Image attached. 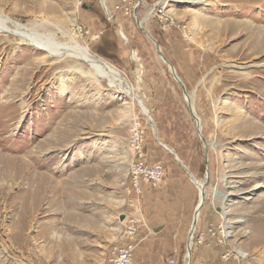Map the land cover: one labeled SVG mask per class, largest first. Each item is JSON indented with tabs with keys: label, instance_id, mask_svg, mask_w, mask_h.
I'll list each match as a JSON object with an SVG mask.
<instances>
[{
	"label": "rangeland",
	"instance_id": "1",
	"mask_svg": "<svg viewBox=\"0 0 264 264\" xmlns=\"http://www.w3.org/2000/svg\"><path fill=\"white\" fill-rule=\"evenodd\" d=\"M157 1L136 13L139 0H0L25 36L0 26V264H111L134 210L136 122L144 159L165 169L136 212L166 222L164 205L186 199L191 224L192 176L208 177L192 264H264V0H176L167 27L152 14ZM36 39L89 48L148 115L122 88L72 69L88 64L50 56Z\"/></svg>",
	"mask_w": 264,
	"mask_h": 264
},
{
	"label": "built area",
	"instance_id": "2",
	"mask_svg": "<svg viewBox=\"0 0 264 264\" xmlns=\"http://www.w3.org/2000/svg\"><path fill=\"white\" fill-rule=\"evenodd\" d=\"M125 1L127 2L128 0ZM175 1L176 0H158L153 6V16H156L164 27L175 24V20L168 14L170 10L169 7L173 5ZM141 5L142 0H139L134 6V11ZM117 8L119 9L120 7L117 6ZM126 11H129V7H126ZM134 130L137 142L136 150L138 152L130 168L135 195V198L130 200V205L134 210L127 214L121 228L119 241H117L109 253V263L111 264H134L136 246L131 242L136 239L141 227L149 229L144 214L138 213L135 210L139 206V200H137V198H140L142 194H144V184L158 185L163 181L165 176V169L161 163L150 165L144 159L145 154L141 143L143 142L144 136L138 122L135 123ZM173 262L174 261H172V263Z\"/></svg>",
	"mask_w": 264,
	"mask_h": 264
},
{
	"label": "crops",
	"instance_id": "3",
	"mask_svg": "<svg viewBox=\"0 0 264 264\" xmlns=\"http://www.w3.org/2000/svg\"><path fill=\"white\" fill-rule=\"evenodd\" d=\"M149 187V184H144L145 191L149 189ZM169 205L170 206L167 204L164 205L165 211H168L166 214L167 218H165V220H167L166 222L161 223V218L159 220L160 223L151 225L149 218L144 215L149 229L141 227L136 239L131 242L136 246L134 264H181V253H183L185 248L183 244L185 242L184 238L188 234L190 237L189 232H191L193 224L192 222L189 224L190 217L194 214V212H191L193 204L185 199L183 202L175 201L173 204L169 203ZM161 224L162 227L157 229ZM177 224L181 226L180 236H176L177 229L175 227ZM198 232L199 230L196 231L195 237L199 239L200 234H198ZM117 241H119V237ZM224 248V246H222V248L218 246L216 249L212 247V251L223 252ZM186 249L188 250L187 245ZM172 261L174 262L172 263ZM213 264H230V262L224 258H218L213 261Z\"/></svg>",
	"mask_w": 264,
	"mask_h": 264
},
{
	"label": "bare ground",
	"instance_id": "4",
	"mask_svg": "<svg viewBox=\"0 0 264 264\" xmlns=\"http://www.w3.org/2000/svg\"><path fill=\"white\" fill-rule=\"evenodd\" d=\"M199 1H201V0H199ZM143 22L144 21H141L140 24H143ZM9 23L15 25V27H16L15 30H12L11 28L8 27L7 24H9ZM0 26H1L3 31H7V32H10V33L15 34V35L25 37L24 34L21 32V30L24 29L21 24L14 22L11 18L3 16L1 14H0ZM35 41H36L35 42L36 46L39 49H43V50L47 51L50 56L52 55V56L59 57V56L65 55L67 57L69 56L70 58H73V59H76L78 61H81V62L88 64L90 67L89 71H84V69L82 67H72V69H76V72L79 71V73L81 72V74H82V72H84L86 75L91 76V79H93V80L98 81V79L103 78V79L108 80L110 82L111 86L116 87V88L119 87L120 89L122 88L125 93H127L129 96H131L134 100H136L138 102V104L141 106L144 113L148 115L149 111H148V108L145 106L143 100L135 93L134 88L122 76L121 72L114 65L109 63L108 61H106L103 58H100L96 54L92 53V51L89 48L76 44V46H74L73 48H71L69 46L70 48H64V49L62 48L61 49L59 47L50 46L49 44H46V43H44L40 40H37V39ZM154 42L157 43L155 40H154ZM160 52H161V50H160ZM162 58L169 65L171 71L175 75L176 80L182 83L181 79L177 75L175 67L172 66L163 56H162ZM189 96H190L189 94L186 95L187 98ZM149 118H150V116H149ZM192 178L195 181V183L197 184L199 192H200L199 204L195 209V221L193 220V222L195 224H192L190 237H189V243H188V250H190V248H191L193 251L192 246H193V241L195 239V234H196V230H197V223L201 217L203 207H204L205 202L207 200L208 177H207L206 184L198 182L193 176H192ZM33 181H34V179H33ZM32 184H33V182H32ZM21 192H23V191H21ZM20 199L23 200L22 198H20ZM27 203H28V201H27ZM26 207L28 208V206H26ZM23 226L24 227H22V228L26 229L27 223L24 222ZM187 252H188V254H187V258H186V264H192V252H190V251H187Z\"/></svg>",
	"mask_w": 264,
	"mask_h": 264
},
{
	"label": "water",
	"instance_id": "5",
	"mask_svg": "<svg viewBox=\"0 0 264 264\" xmlns=\"http://www.w3.org/2000/svg\"><path fill=\"white\" fill-rule=\"evenodd\" d=\"M136 13H137V10H136ZM139 22H141V21H139ZM139 24V23H138ZM142 28V27H141ZM143 29V28H142ZM143 31L145 32V30L143 29ZM153 40H154V38L153 37H151ZM159 46V45H158ZM159 47H161V46H159ZM182 85H184V84H182ZM184 89H185V92H187V89H186V86L184 85ZM122 221H124V219H125V217L123 216L122 218ZM193 224H195L194 222H193ZM157 230V229H156ZM188 251H190V252H192V249L190 248V250H188Z\"/></svg>",
	"mask_w": 264,
	"mask_h": 264
}]
</instances>
